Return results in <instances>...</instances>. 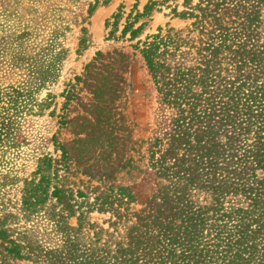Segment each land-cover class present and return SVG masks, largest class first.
Returning a JSON list of instances; mask_svg holds the SVG:
<instances>
[{
    "label": "trees",
    "instance_id": "1",
    "mask_svg": "<svg viewBox=\"0 0 264 264\" xmlns=\"http://www.w3.org/2000/svg\"><path fill=\"white\" fill-rule=\"evenodd\" d=\"M189 2L185 0L190 6L187 11L172 10L175 18L194 20L186 36L183 30L160 27L138 42L163 102L175 111L168 137L138 143L168 186L150 203L145 216L132 213L135 197L127 187L109 188L90 207V211L112 209L120 222L137 218L127 247L113 242L111 234L102 243L105 231L100 229L94 242L100 245L82 249L79 243L86 224L82 208L88 195L65 188L68 177L60 171L70 173V166L68 152L61 147L60 162L52 156L40 160L36 179L26 185L23 211L27 217L44 212L54 230L65 233L63 242L52 248L25 243L21 240L27 239L25 235L14 238L7 227H0V264L29 258L43 264H67V258L79 259L83 253L93 264H111V260L137 264L135 250L139 252L154 232L155 243L163 246L161 264H251L259 257V250H264V46L249 47L248 37L256 35L259 23L254 4H264V0H199L194 7ZM156 6L151 1L143 13L130 14L122 36L140 37L147 22L135 28L136 24L150 17ZM121 18L120 13L114 16V28ZM194 30L208 37L207 42L197 46L189 38ZM237 37H244L245 43ZM226 51L232 54V64L222 69L220 55ZM189 59L195 65H188ZM34 103L32 90L0 92V146L15 144L19 117L25 110L33 111ZM51 200L58 212L46 208ZM76 210L80 211L79 226L69 231L65 220ZM113 245L118 249L113 251Z\"/></svg>",
    "mask_w": 264,
    "mask_h": 264
},
{
    "label": "rangeland",
    "instance_id": "2",
    "mask_svg": "<svg viewBox=\"0 0 264 264\" xmlns=\"http://www.w3.org/2000/svg\"><path fill=\"white\" fill-rule=\"evenodd\" d=\"M151 1L157 2L155 11L135 26L147 22L143 34L135 40L130 39V34L123 37L128 16L143 13ZM198 3L199 0L189 2L193 7ZM254 6L259 23L256 35L248 37V41L249 47L261 48L264 4ZM175 7L182 13L190 6L185 0H0V92L24 88L32 90L35 99V105L28 106L33 111L25 110L19 117L15 144L0 146V227H7L14 238L22 234L27 237L21 239L25 243H42L51 248L63 242L65 233L55 231L44 212L25 216L23 202L26 185L36 179L40 160L52 156L60 162V148L64 147L70 166V173L60 171V175L68 177L65 188L80 189L88 195V202L80 199L86 213L79 243L82 249L95 245V233L100 229L105 231L102 243L111 234L116 239L113 242L127 247L128 234L132 226L138 225L137 218L120 222L112 209L101 212L90 211V207L96 196L109 188L127 187L135 197L132 213L145 216L150 203L168 186L150 166L145 147L140 149L138 143L168 137L175 111L163 102L138 42L156 34L160 27L183 30L184 36L193 30V19L172 16ZM118 13L122 18L114 28ZM189 38L197 46L208 39L198 30ZM236 39L245 43L244 37ZM231 55L227 51L220 55L219 68L230 67ZM188 65L195 63L189 59ZM54 203L55 200L48 202L49 212H58ZM79 214L76 210L67 217V230L78 228ZM156 235L154 232L148 236L139 252L135 250L137 264L163 262L159 251L163 246L155 243ZM117 249L112 246L113 251ZM259 251L251 264L264 263V250ZM6 262L43 264L33 258ZM66 263L93 264L84 253L79 259L67 258ZM116 263L111 260V264Z\"/></svg>",
    "mask_w": 264,
    "mask_h": 264
}]
</instances>
